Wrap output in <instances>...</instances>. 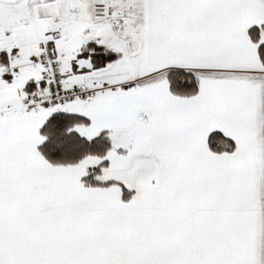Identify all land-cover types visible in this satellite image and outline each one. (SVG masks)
<instances>
[{
	"label": "snow or ice",
	"instance_id": "snow-or-ice-1",
	"mask_svg": "<svg viewBox=\"0 0 264 264\" xmlns=\"http://www.w3.org/2000/svg\"><path fill=\"white\" fill-rule=\"evenodd\" d=\"M0 264H264V0H0Z\"/></svg>",
	"mask_w": 264,
	"mask_h": 264
}]
</instances>
